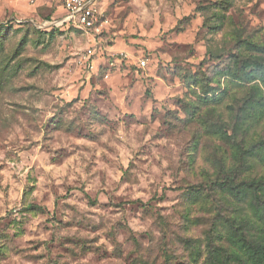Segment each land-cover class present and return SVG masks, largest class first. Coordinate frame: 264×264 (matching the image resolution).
I'll list each match as a JSON object with an SVG mask.
<instances>
[{
  "label": "rangeland",
  "instance_id": "rangeland-1",
  "mask_svg": "<svg viewBox=\"0 0 264 264\" xmlns=\"http://www.w3.org/2000/svg\"><path fill=\"white\" fill-rule=\"evenodd\" d=\"M96 6L0 0V264H253L264 0Z\"/></svg>",
  "mask_w": 264,
  "mask_h": 264
},
{
  "label": "built area",
  "instance_id": "built-area-1",
  "mask_svg": "<svg viewBox=\"0 0 264 264\" xmlns=\"http://www.w3.org/2000/svg\"><path fill=\"white\" fill-rule=\"evenodd\" d=\"M56 2L65 12V22L84 30L95 28L98 21V6H96L98 0H56ZM142 63L144 64L145 61Z\"/></svg>",
  "mask_w": 264,
  "mask_h": 264
},
{
  "label": "trees",
  "instance_id": "trees-1",
  "mask_svg": "<svg viewBox=\"0 0 264 264\" xmlns=\"http://www.w3.org/2000/svg\"><path fill=\"white\" fill-rule=\"evenodd\" d=\"M65 13V12H64ZM47 20H53L52 16H47ZM4 25H0L2 28ZM247 253L253 259V264H264V243L261 241L256 242L251 248L247 249Z\"/></svg>",
  "mask_w": 264,
  "mask_h": 264
},
{
  "label": "water",
  "instance_id": "water-1",
  "mask_svg": "<svg viewBox=\"0 0 264 264\" xmlns=\"http://www.w3.org/2000/svg\"><path fill=\"white\" fill-rule=\"evenodd\" d=\"M65 20H58V21H46L43 23L41 26H47V25H58V24H63Z\"/></svg>",
  "mask_w": 264,
  "mask_h": 264
},
{
  "label": "crops",
  "instance_id": "crops-1",
  "mask_svg": "<svg viewBox=\"0 0 264 264\" xmlns=\"http://www.w3.org/2000/svg\"><path fill=\"white\" fill-rule=\"evenodd\" d=\"M100 1V0H99ZM99 5V4H98Z\"/></svg>",
  "mask_w": 264,
  "mask_h": 264
}]
</instances>
